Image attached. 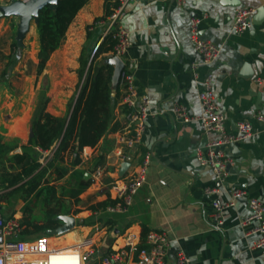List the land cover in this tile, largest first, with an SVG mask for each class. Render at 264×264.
<instances>
[{
    "label": "crops",
    "instance_id": "crops-1",
    "mask_svg": "<svg viewBox=\"0 0 264 264\" xmlns=\"http://www.w3.org/2000/svg\"><path fill=\"white\" fill-rule=\"evenodd\" d=\"M9 1L0 0V5ZM237 1L241 6H225L222 0H186L182 6L176 0H132L127 5L119 20V25L130 32L132 41L125 62L134 73L139 93L149 98L152 113L146 121V132L137 153H129V158L137 159L140 156L142 160V156L150 152L151 164L147 182L139 190L127 213L100 212V215L105 216V224L96 221L90 226L77 225L75 230L57 239V242L67 245L92 239L95 242V252L91 264H100L102 256L110 253L112 247L119 242V237L131 227L139 228L142 232L145 229L148 232H167L172 239L168 259H174L182 251L190 258L191 264H264V253L254 248L258 236L250 233L253 226H242L243 220L250 214L249 199L253 198L264 204V126L255 119L257 114L264 113V22L261 25L253 24L250 30L242 34H234L231 28L237 8H255L257 14L258 10L264 8V0ZM113 6L112 0H90L77 14L64 44L53 53L40 76L37 75L40 44L36 24L33 22L32 35L24 42L25 45H32V51L26 57L21 49L18 64L21 61L25 64L21 70L14 67L15 70L27 77L47 76L55 66H64V59L67 58L74 74L78 75L83 48L88 45L89 52L93 51L92 60L104 42V33L109 26L105 14L107 10L111 13ZM192 18L201 20L199 28L202 37L221 48L218 60L211 66L202 64L191 43L189 29ZM98 20L103 22L98 24ZM5 23L6 18L0 19V29ZM32 38L33 42H30ZM12 51L13 49L9 55ZM110 52L100 54L95 59V66L103 59V63H106ZM1 59L8 62L7 57L0 56ZM245 63L250 65L249 69L254 75L252 79L238 77ZM6 64L0 63V77L5 72ZM14 68L8 71L7 78L14 73ZM209 74L213 75V90L228 119L227 132L235 133L236 125L242 121L251 122L257 131L252 139L237 144L242 152L241 156L236 157L225 151L233 159L232 167L237 166L240 171L229 173L225 182L227 185L218 184L211 167L203 166L197 157L198 151L206 156L207 146L218 140L219 135L205 133L199 121L184 124L173 117L174 107L179 104L186 106L194 117L202 114L199 100L202 86L199 81ZM76 79L78 81L79 76ZM3 90H13L7 79L0 82V92ZM114 93L116 95L117 89L113 90ZM1 99L0 94V102ZM65 111V108L64 111H58L52 105L47 107V112L56 117H61ZM22 120L23 117L9 120L0 115L3 142L18 146L9 156L0 159V163L24 152L41 164L32 177L7 189L2 187L3 176L6 173L16 174L20 169L13 167L11 163L10 166L0 165V213L5 219L17 218L20 223L25 205L29 206L36 192L43 189L38 185L32 190L35 184L28 180L47 167L43 161L48 156L54 157L58 148L57 143L51 150L42 152L30 144V121L25 123ZM114 124H118V129L109 131L95 148L83 149L81 165L76 168L89 172L97 157H107L115 147L117 131L123 124L119 100L114 109ZM112 179L111 176L106 177L103 187L93 186L100 191V197L94 199L95 202L91 197V206L107 200V187ZM56 185V180L46 184L50 188L42 196L46 211V200L59 197ZM18 188L28 193L26 199H12ZM52 188L54 192H51ZM233 188L245 190L246 196L236 202L234 207L224 210L223 229L215 230L212 226L213 203H229ZM91 189L92 187L87 191ZM208 189H216V192L208 194ZM54 206L55 200L51 204V207ZM87 212L90 213L87 218L77 217L81 211L70 215L77 220H86L97 214L91 210ZM32 214V209L29 208L26 216L36 224H41L45 219L44 215L42 221L35 222ZM97 227L100 230L93 233ZM22 228L23 234L25 226ZM31 228L33 227H29V230ZM38 236L40 235L24 234L28 239Z\"/></svg>",
    "mask_w": 264,
    "mask_h": 264
},
{
    "label": "built area",
    "instance_id": "built-area-1",
    "mask_svg": "<svg viewBox=\"0 0 264 264\" xmlns=\"http://www.w3.org/2000/svg\"><path fill=\"white\" fill-rule=\"evenodd\" d=\"M27 3L30 0H18ZM113 9L106 18L109 26L104 33V39L111 38L114 46L110 57H117L124 63L120 74L117 90L120 93L119 103L122 108L123 124L117 131L116 145L106 157L104 165L95 168L91 173V187H103L106 177L113 179L107 187V199L113 202L105 208L108 214H124L134 204L139 190L146 184L151 164V153L132 158L130 167L124 176L119 175L121 165L127 161L129 153L136 154L146 132V121L152 115L150 100L139 93L134 73L128 68L125 56L132 46L130 32L119 25L127 5L132 0H112ZM179 6L186 0H176ZM256 14L255 8H237L235 10L232 32L242 34L253 27L252 19ZM103 21H98L100 24ZM199 18L190 21V40L204 65L211 66L219 58L221 48L208 39L202 37ZM196 68V64L194 65ZM213 75H207L199 81L202 90L199 100L202 114L194 117L190 115L186 106L179 104L174 107L173 117L184 124L199 121L207 134H218L219 139L207 146L206 156L198 151L197 157L203 166H210L215 180L225 183L229 172L227 166H232L233 159L225 149L230 144H238L252 139L257 131L249 121H242L236 125L235 133L227 132V116L219 105L213 90ZM257 122L264 126V113L255 116ZM38 148V147H37ZM217 148H221L217 151ZM39 149V148H38ZM41 150V149H39ZM42 151V150H41ZM44 152V151H42ZM82 160V156L80 155ZM110 162V164L107 163ZM216 189H208L213 194ZM246 192L240 188L231 190V201L225 205L215 201L212 215V226L215 230H222L224 226V210L234 207L236 202L244 199ZM250 214L242 226H253L250 233L256 234L258 239L254 248L264 253V204L256 199L248 201ZM22 226L17 218L5 219L0 213V264H91L95 252V242L87 238L80 244H62L57 242L61 236L40 235L33 239H22ZM56 240V241H55ZM172 239L165 231L151 230L146 236L139 228H128L120 237L119 242L112 247L107 255L102 256L100 264H191L190 258L179 251L174 259H168V250Z\"/></svg>",
    "mask_w": 264,
    "mask_h": 264
},
{
    "label": "trees",
    "instance_id": "trees-1",
    "mask_svg": "<svg viewBox=\"0 0 264 264\" xmlns=\"http://www.w3.org/2000/svg\"><path fill=\"white\" fill-rule=\"evenodd\" d=\"M89 1L59 0L56 8L45 6L39 11V21L36 24L40 44L37 54L39 60L37 66L38 76L42 75L45 71L46 65L53 53L64 44L69 27L79 11ZM109 14L110 11L107 10L105 18ZM113 46L114 42L112 39L106 38L97 49L92 60L93 51L90 50L89 52L88 45L83 48L79 59L80 68L77 71L79 76L77 92L68 104V112L65 117H56L47 112L49 98L45 97L43 102L37 106L32 119L31 129L34 137L30 139V144H33L42 151H48L58 143V148L52 159L53 163L57 162L59 164L55 169L57 179L62 180L69 175L73 182V187L65 190V194L63 195L76 203L80 202L81 195L92 185L91 179L89 181L84 180L87 170L76 168L81 165L82 160L80 155L83 149L85 147L95 148L109 131L118 129V124L113 125L114 109L120 97L118 90L116 95L113 96L114 67L108 63H103L99 66H95L94 64L95 59L100 54L111 51ZM20 51L21 49L15 41L12 53L6 56L8 62L5 72L0 77V82L8 79V71L18 64L21 58ZM17 147V144L4 143L3 137L0 134V159L9 156ZM66 155H71L74 159L71 166H67L66 164ZM8 161L12 163L13 167H18L20 171L16 174L6 173L3 176L2 187L6 189L32 177L41 167V164L35 161L28 153L15 154ZM105 162V155L97 157L92 168L88 171L92 173L96 167L104 165ZM38 185L35 184L32 190L36 189ZM44 192L45 189H39L35 194V198H41ZM51 192H54L53 188ZM52 194L54 195V193ZM54 200L56 201V206L51 207ZM46 202L48 203V209L45 219L41 224L34 223L26 216L29 206L25 205L23 208L24 216L21 221V226H25L23 234L28 233L29 227H33L36 233H47L48 230L55 229L60 225V222L57 220L59 215L71 214L68 209L63 208V200L52 197L50 201L46 200ZM59 203L61 205H58ZM112 204L113 202L107 199L90 206L89 210L97 214L91 219L80 220L78 225L90 226L94 225L96 221L105 224V208ZM100 212H104V214L100 215ZM86 221H89L90 224H86ZM147 233V229L143 230V236H146Z\"/></svg>",
    "mask_w": 264,
    "mask_h": 264
},
{
    "label": "rangeland",
    "instance_id": "rangeland-1",
    "mask_svg": "<svg viewBox=\"0 0 264 264\" xmlns=\"http://www.w3.org/2000/svg\"><path fill=\"white\" fill-rule=\"evenodd\" d=\"M6 18V23L0 29V56L6 58L9 55L10 51L13 49V44L16 41L18 46L22 49V53L26 54V57L29 56V51H32V45H25V40L29 39L32 35L31 30L28 32L23 41H17V30L20 19L15 16L4 17ZM3 20V18H1ZM32 26V24H31ZM33 42V38L30 40ZM28 46V49L26 48ZM27 49L26 52L24 49ZM64 66L61 68L55 66L51 72V74L47 76H23V74L19 73L16 70H21L22 66L25 64L24 61H21L18 66H15L14 73L8 77V82L12 86L13 90H3L0 92L2 95V99L0 102V115L6 116L9 120L17 119L18 117H23V122L31 121L34 116V112L37 109V106L43 102L45 97L49 98V103L47 107H52L54 109L66 111L63 113L61 117H65L68 112L67 104L71 102L72 98L76 94L78 88L77 77L78 75L74 74V69L71 65V62L65 58ZM105 59L98 61L96 66L103 63ZM0 63H7L5 59H1ZM50 96V97H49ZM21 121V122H22ZM24 153V152H23ZM51 156L46 157L43 161L47 167L40 170L39 173L32 179L28 180V182L34 184H39L45 192L48 191L46 184L52 183L54 180L57 182V193L58 199L63 200L62 206L65 209H68L71 213L76 214L78 211H81L79 214L80 218L89 217L90 213L87 211L91 206V202L100 197V191L95 187H92L91 190L86 191L80 197V202L76 203L71 201L67 196H64L65 190L73 187V182L71 181L69 175L64 177L62 180L57 179V173L55 172L56 167L59 165L57 162L52 161ZM74 161L71 155H66V164L67 166H71ZM9 161L5 159L0 165H9ZM12 164V163H11ZM51 167V168H49ZM71 168V167H70ZM83 169V168H82ZM86 169V168H85ZM23 186V185H22ZM28 197V193L25 191H21L19 188L15 189L13 193L12 199H16L17 201H21ZM93 198L91 201L90 198ZM29 208L32 209V218L35 222L42 221L45 215L46 207L43 203V198H39L36 200L35 196L29 202ZM58 205H61L60 203ZM24 216V215H23ZM80 223V220H77V225ZM86 224H90L89 221H86ZM100 228V227H99ZM98 227L93 230V233L98 231ZM42 233L37 234L33 228L28 230L27 235H41ZM46 234V233H44ZM91 237V236H90ZM22 239H28L24 237V234L21 235ZM93 260V259H92Z\"/></svg>",
    "mask_w": 264,
    "mask_h": 264
},
{
    "label": "water",
    "instance_id": "water-1",
    "mask_svg": "<svg viewBox=\"0 0 264 264\" xmlns=\"http://www.w3.org/2000/svg\"><path fill=\"white\" fill-rule=\"evenodd\" d=\"M58 1L59 0H30L27 3H23L18 0H10L9 2H3L0 5V19L10 16L18 17L20 19V22L17 30V41H23L25 35L31 30V24L33 22L37 24V22L39 21V11L45 6L56 8ZM222 4L232 7L241 6V3L237 0H222ZM252 22L254 25H261L264 22V8L257 11V14L253 17ZM106 63L114 67L113 90L115 91L118 87L120 74L124 69V63L117 57H110ZM249 68L250 65L245 63L241 71L238 73V77L243 79H252L254 75ZM113 96H115V93L113 94ZM30 136L31 138L34 137V133L32 131ZM220 149L221 148H217V151H219ZM225 151L231 153L236 157L242 155V152L236 143L230 144L225 149ZM131 160V158H128L127 161L121 165V169L119 171V175L121 177L124 176L125 172L130 167ZM227 171L231 174L240 172L237 166L232 167L230 164L227 166ZM90 179L91 173L87 172L84 176V180L89 181ZM218 184L221 185L220 182H218ZM223 184L227 185L226 183ZM57 220L60 222V225L55 229L48 230V235L54 237L62 236L75 230L77 227V219L74 216L62 214L57 217ZM1 242L2 238L0 237V243Z\"/></svg>",
    "mask_w": 264,
    "mask_h": 264
}]
</instances>
